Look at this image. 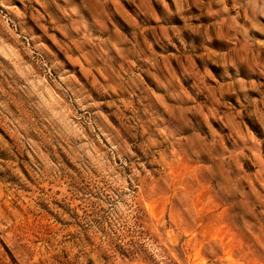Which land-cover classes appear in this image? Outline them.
I'll list each match as a JSON object with an SVG mask.
<instances>
[{"label": "rangeland", "instance_id": "obj_1", "mask_svg": "<svg viewBox=\"0 0 264 264\" xmlns=\"http://www.w3.org/2000/svg\"><path fill=\"white\" fill-rule=\"evenodd\" d=\"M0 264H264V0H0Z\"/></svg>", "mask_w": 264, "mask_h": 264}]
</instances>
